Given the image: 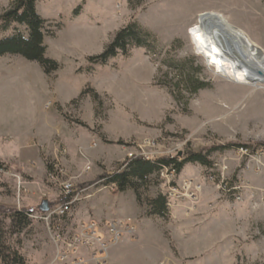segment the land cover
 I'll use <instances>...</instances> for the list:
<instances>
[{"label":"rangeland","instance_id":"374dc122","mask_svg":"<svg viewBox=\"0 0 264 264\" xmlns=\"http://www.w3.org/2000/svg\"><path fill=\"white\" fill-rule=\"evenodd\" d=\"M11 3L0 0V14ZM36 10L45 19V56L58 68L46 74L20 55L0 57V162L8 170L0 176V207L37 215L43 200L56 203L61 186L72 184L82 188L78 203L114 218L100 225L116 220L135 233L122 232L103 249L80 248L50 238L42 221L20 223L6 210L4 243L23 264H264V83L217 72L189 32L199 14L220 13L264 52V0H37ZM131 22L152 32L154 43L89 62ZM190 57L206 87L178 92L167 61ZM219 145L229 147L208 156L212 168L186 163L177 175H151L141 205L132 190L99 178L133 156ZM159 193L170 200L165 217L146 214L147 200ZM78 225L68 221V232Z\"/></svg>","mask_w":264,"mask_h":264},{"label":"trees","instance_id":"16d2710c","mask_svg":"<svg viewBox=\"0 0 264 264\" xmlns=\"http://www.w3.org/2000/svg\"><path fill=\"white\" fill-rule=\"evenodd\" d=\"M37 0H12L10 7L0 14V32L12 29V32L0 37V57L6 54L20 55L28 61L38 63L46 74H50L58 68L57 63L45 56L46 46L44 39L43 19L36 10ZM22 27L23 29H20ZM155 36L152 32L142 28L136 22H131L120 28L105 46L103 51L97 55L88 58L90 63L104 64L108 59L116 56L118 53L127 54L132 46H146L153 44ZM194 57L188 59H169L168 66L177 73V81L173 85L176 90L184 86L189 93H195L198 89L206 87L204 82L199 81L196 74L201 70L200 66L194 64ZM185 71H189L184 75ZM190 74L192 76H190ZM180 77V78H179ZM96 93H94V98ZM231 145V144H230ZM232 146V145H231ZM229 145H219L210 147L203 152H186L185 154L170 156H161L155 159H144L139 156H133L125 159L120 167L111 173H105L100 176L105 184H115L116 190L123 192L132 190L135 194L137 203L141 205L140 189L146 188L148 178L153 174H158L162 170H167L172 175H177L186 163H198L208 168H212L214 163L208 159V156L215 151H223ZM240 148L249 150L248 146L241 145ZM264 149V147H262ZM0 164H3L0 162ZM98 180V181H100ZM88 185V184H87ZM85 185V186H87ZM224 184L223 191L228 190ZM81 187H73L74 193H77ZM229 191V190H228ZM229 193V192H228ZM166 194L159 193L146 202V214L165 217L168 213ZM65 198L61 195L56 203H48V207L63 201ZM7 209L0 207V211ZM12 220L18 222L26 221L31 212L26 209L7 210ZM0 260L4 264H23L22 256L8 244L4 243L2 231L0 229Z\"/></svg>","mask_w":264,"mask_h":264},{"label":"bare ground","instance_id":"6f19581e","mask_svg":"<svg viewBox=\"0 0 264 264\" xmlns=\"http://www.w3.org/2000/svg\"><path fill=\"white\" fill-rule=\"evenodd\" d=\"M189 32L197 52L203 55L217 72L236 81L245 78L254 82L253 84L258 81L264 83V52L245 32L226 21L222 14H199L197 22L189 28ZM230 40L236 42V48L231 46ZM257 70L262 73L261 76L255 73ZM169 201L166 204L168 212L171 207Z\"/></svg>","mask_w":264,"mask_h":264},{"label":"built area","instance_id":"2783aa9c","mask_svg":"<svg viewBox=\"0 0 264 264\" xmlns=\"http://www.w3.org/2000/svg\"><path fill=\"white\" fill-rule=\"evenodd\" d=\"M165 172L167 175L172 176V174L168 173L166 169ZM3 175H8V170L4 164H0V176ZM73 187L72 184L62 185L60 191L61 195L65 198L63 201L53 205L47 211L40 214H28V217L38 219L44 223L50 238H53L52 234H55L57 237L65 238V242L71 246H73L72 244L78 243L80 248L82 245H90L95 248L102 247L103 249L108 242L119 237L122 232H127L128 234L135 233L134 228L130 226L129 223L124 222L125 224L123 228L121 227V223L116 224V220H111L108 223L106 222L105 225L108 224L107 226L100 225L96 220L83 221L76 226V231L72 233L68 232L66 227L68 214L74 205L80 201V195L74 193ZM115 188V184H112L111 189ZM173 188L176 187H172L167 193L172 195ZM222 188L224 189V185H222ZM235 197L237 198L238 196L235 195ZM62 257L63 256H61V259Z\"/></svg>","mask_w":264,"mask_h":264},{"label":"crops","instance_id":"0c3cea01","mask_svg":"<svg viewBox=\"0 0 264 264\" xmlns=\"http://www.w3.org/2000/svg\"><path fill=\"white\" fill-rule=\"evenodd\" d=\"M91 198V197H89ZM83 202V201H82ZM77 203L76 204V207L73 211H75L77 209V211L75 213H72L71 214V211L70 213L68 214V221L70 222V224L72 225H77L81 222H83L85 220V218H87V216L89 217V219H94L98 222H104V221H107V220H110V219H114L112 216H109V215H105V213H99V212H95L94 209H93V205L92 204H89V203ZM119 212H121L122 210L120 209V207L118 208ZM92 217H90V216ZM96 218V219H95ZM124 218V217H123ZM84 219V220H82ZM121 219V218H119Z\"/></svg>","mask_w":264,"mask_h":264},{"label":"water","instance_id":"95a60500","mask_svg":"<svg viewBox=\"0 0 264 264\" xmlns=\"http://www.w3.org/2000/svg\"><path fill=\"white\" fill-rule=\"evenodd\" d=\"M229 43L232 44L231 46H233V48H236V47H235V44H236L235 41L230 40ZM236 45H237V44H236ZM226 52L229 54V52H228L227 50H226ZM230 55H231V54H230ZM255 73H256L257 75H259V76L262 75V73H261L259 70H257ZM40 208H41V211H43V212L48 210V203H47L46 200H43V202H42Z\"/></svg>","mask_w":264,"mask_h":264}]
</instances>
